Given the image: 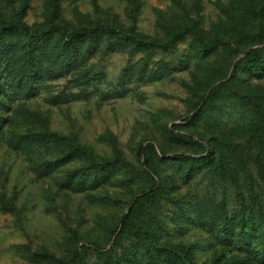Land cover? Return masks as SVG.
<instances>
[{
  "label": "rangeland",
  "instance_id": "374dc122",
  "mask_svg": "<svg viewBox=\"0 0 264 264\" xmlns=\"http://www.w3.org/2000/svg\"><path fill=\"white\" fill-rule=\"evenodd\" d=\"M263 13L0 0V264H264Z\"/></svg>",
  "mask_w": 264,
  "mask_h": 264
},
{
  "label": "trees",
  "instance_id": "16d2710c",
  "mask_svg": "<svg viewBox=\"0 0 264 264\" xmlns=\"http://www.w3.org/2000/svg\"><path fill=\"white\" fill-rule=\"evenodd\" d=\"M263 16H264V13H263ZM176 37H177V35L172 36V37H170V38H168L166 40H163V41H157V40H153V39H144V42H145V44L151 45V46L167 47V46H171L174 43V40L176 39ZM204 97L205 96H202L201 97V101L204 100ZM143 149H144V146L143 145H140L139 146V149H138L139 154H142ZM147 162L148 161L145 160V163H147ZM155 191H156V189L154 187L153 188H150L148 190L143 191L140 195H138L133 200L134 203H136L138 201H142L143 199H150V198H152V196L155 194ZM133 207L134 206H131L130 209L132 210ZM128 218H129V215H127V214L122 217V223H123V225L126 224ZM116 231H117V229H114L113 232L115 233ZM116 236H115V238H116ZM76 254H77L78 257H81L79 250L76 251Z\"/></svg>",
  "mask_w": 264,
  "mask_h": 264
}]
</instances>
